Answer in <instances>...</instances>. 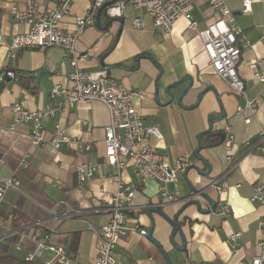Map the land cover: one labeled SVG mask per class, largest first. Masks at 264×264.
Instances as JSON below:
<instances>
[{"label": "crops", "instance_id": "obj_1", "mask_svg": "<svg viewBox=\"0 0 264 264\" xmlns=\"http://www.w3.org/2000/svg\"><path fill=\"white\" fill-rule=\"evenodd\" d=\"M224 1L249 41L241 51L237 72L247 97H257L260 103L248 123L243 121L246 110L240 116L235 113L243 98L212 72L196 29L190 28L184 17L164 34L143 13V26L137 29L131 19L139 10L127 3L122 17L109 18L101 10L97 22L96 14L76 42L79 54L85 55L78 61L80 68L103 72L142 95L134 96V106L143 122L156 125L161 134L148 143L170 164L183 154L192 162L186 173H179L167 185L175 197L171 201L160 196L156 181L138 177L130 165L119 171L122 181L134 191L126 209L131 230L114 248V258L121 263L248 264L259 252L257 243L264 240V206L251 200L254 186L264 181L263 83L248 66L251 58H260L259 70L264 73V0H253L246 13L241 11L242 0ZM37 3L43 9L55 6L54 0ZM24 4L25 0H0V72L8 68L29 77L25 84L15 79L4 81L0 89V179L15 177L19 181L17 188L7 189L0 205V264H56L49 250L25 260L40 239L63 246L68 257L80 264H92L97 254L96 236L88 225L99 231L108 220L105 200L116 189L113 175L117 170L103 164L108 110L92 100L68 103L53 116L43 118L47 138L59 123L77 141L62 143L58 149L48 144L33 146L31 122L9 128L14 118L12 103L28 110L44 108L50 103L49 92L55 84L70 85L71 68L65 50L59 46L21 48L14 56H6L12 35L27 29L11 13L12 8ZM89 4V0H73L62 26L71 29L74 15ZM127 10L130 17L125 23ZM192 17L197 28L206 25L212 18L207 0L195 3ZM113 19L120 22H111ZM142 53L148 55L137 56ZM185 76L192 78L190 87L188 80L180 81ZM178 81L170 88L171 97L165 90ZM222 112V120L209 122V116L220 117ZM210 123L218 141L201 143L196 154L200 134L207 132ZM227 124L233 134L234 152L233 163L224 174L225 149L219 133ZM248 140L258 141L263 149L245 146ZM22 159L26 167L20 164ZM84 162L97 164L98 170L80 182L75 165ZM212 180L225 183L221 194L210 186ZM219 198L229 206L226 216L208 209L210 201L216 204ZM171 220L179 223L174 232ZM137 227L151 231V237L138 233ZM232 233H239L235 250L230 249Z\"/></svg>", "mask_w": 264, "mask_h": 264}, {"label": "built area", "instance_id": "obj_2", "mask_svg": "<svg viewBox=\"0 0 264 264\" xmlns=\"http://www.w3.org/2000/svg\"><path fill=\"white\" fill-rule=\"evenodd\" d=\"M54 8H41L37 0H25L22 8H12L13 18L27 29L14 33L6 50V56L12 57L21 48H36L59 46L66 52L70 72V85L55 84L50 92V103L44 108L28 110L19 103H12L11 112L14 115L9 128L14 129L20 122H31L30 142L33 146L50 145L58 149L62 143H74L66 134V130L59 123L55 124L51 135L47 138L42 125V119L53 116L62 110L68 103H84L97 100L105 105L109 114V122L105 126L103 164L117 170L113 175L116 183L115 191L106 198V209L109 211L108 220L100 226L99 231L94 230L96 236L97 254L92 264H134L121 263L114 258V248L119 239L131 230L127 225L126 209L134 195V191L126 185L121 177L120 170L130 165L140 178H149L157 182L160 196L167 201L175 197L169 193L167 185L174 182L179 173H186L192 162L187 154L178 156L172 164L167 162L162 154L148 140L151 137L161 138L156 125H147L143 122L136 110L133 98L142 96L124 86L117 79L103 72L87 71L78 66V61L85 57L76 49V42L84 27L93 23L99 7L109 18L125 15L126 4L139 10V14L131 19L134 28H142V14L149 16L153 26L162 33H168L174 22L184 17L190 28L196 29V35L201 41L203 52L212 72L222 79L229 90L243 98V104L236 106L235 113L240 116L245 110L248 115L243 121L248 123L257 113L260 100L257 97L248 98L244 82L237 72L240 54L243 48L249 45L242 29L235 23L232 11L224 0H207L212 18L202 28H197V22L192 17V10L198 0H89V6L73 17L71 29L62 26L63 19L71 11L73 0H54ZM253 0H242L243 13L251 9ZM261 59L253 57L248 66L257 80L263 83L261 94H264V73L259 70ZM15 72L4 69L0 72V81L4 77L15 79ZM222 142L225 149V171L233 163L234 142L230 125H225L222 132ZM247 147L263 149L258 141H245ZM1 161V160H0ZM20 164L26 167L22 159ZM98 170V165L84 162L75 165V172L80 182L92 177ZM19 181L15 177L0 179V205L4 201V194L9 188H17ZM210 186L219 194L225 189V183L212 180ZM193 196L187 198L191 200ZM251 200L264 206V181L254 186ZM211 212L226 216L229 206L221 198L213 206L208 205ZM50 213L55 214L53 210ZM63 215L66 212L62 213ZM261 228L264 230V214L261 216ZM138 233L145 235L147 231L137 227ZM239 233L230 235V249L235 250ZM259 252L253 255L248 264H264V240L257 243ZM44 250L52 253V260L56 264H80L68 257L63 246L47 244L44 239L36 242L35 248L25 257L26 261L34 256H40Z\"/></svg>", "mask_w": 264, "mask_h": 264}, {"label": "trees", "instance_id": "obj_3", "mask_svg": "<svg viewBox=\"0 0 264 264\" xmlns=\"http://www.w3.org/2000/svg\"><path fill=\"white\" fill-rule=\"evenodd\" d=\"M141 55H148V53H142V54H139L137 56H141ZM15 74H16L15 80L18 81L19 83L25 84L26 81L28 82V78H29L28 76L20 75L17 72H15ZM9 79L10 78L4 77V79L2 81H0V89L2 88V86L4 84V81H7ZM215 136H216L215 133L212 132L211 130L208 132H203L200 134V143H202V144L208 143L209 141L211 143H214V142L218 141V139ZM171 223L173 225V232H174L175 230H177L179 228V223L176 220H171Z\"/></svg>", "mask_w": 264, "mask_h": 264}, {"label": "water", "instance_id": "obj_4", "mask_svg": "<svg viewBox=\"0 0 264 264\" xmlns=\"http://www.w3.org/2000/svg\"><path fill=\"white\" fill-rule=\"evenodd\" d=\"M103 5L101 7H99V10H98V13L96 15V22L98 20V16H99V13L102 9ZM102 57L100 58V62L102 64ZM183 80H188L189 83H188V87H190L192 85V78L190 76H185L183 77L180 81H183ZM180 81L176 82L175 84H171V86L167 87L166 88V92L172 97V94H171V91H170V88L174 87L175 85H177L178 83H180ZM188 87L184 88V90L182 91V94H184V92L187 91ZM201 96V93L199 94L198 98ZM180 100V98H178V101ZM224 117V113L222 112V115L220 117H215V116H209V122L212 121V120H222V118ZM211 130V123L209 124L208 126V129H207V132ZM221 136L222 134L219 133ZM201 143L198 145V147L195 149V153L197 154L198 153V150L201 148ZM207 166L209 167V164H207ZM211 203V206L214 205V203L212 201H210ZM152 226L153 224H151V229H152ZM147 236L150 238L151 237V231L147 233ZM185 245V241L183 240V246ZM168 264H170V262L168 261Z\"/></svg>", "mask_w": 264, "mask_h": 264}, {"label": "rangeland", "instance_id": "obj_5", "mask_svg": "<svg viewBox=\"0 0 264 264\" xmlns=\"http://www.w3.org/2000/svg\"><path fill=\"white\" fill-rule=\"evenodd\" d=\"M127 14H128V17L124 19L125 23L128 22V18L130 17V12H129V10H127ZM100 19H101V21L104 20L103 12H102V14H101V16H100ZM111 22H118V23H119L120 20H119V19H113Z\"/></svg>", "mask_w": 264, "mask_h": 264}]
</instances>
